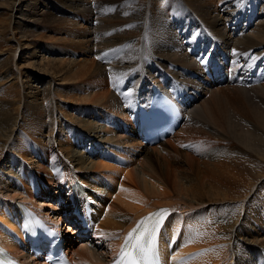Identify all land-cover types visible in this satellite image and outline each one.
<instances>
[{"label":"bare ground","instance_id":"bare-ground-1","mask_svg":"<svg viewBox=\"0 0 264 264\" xmlns=\"http://www.w3.org/2000/svg\"><path fill=\"white\" fill-rule=\"evenodd\" d=\"M55 1L65 7H74L78 13L87 14L89 19L90 15L95 14L93 37H98L100 33L112 36L107 41L97 43L101 50L95 53V56L99 57V62L92 74L93 79L100 83L108 80L109 88L105 86L107 83L104 84L106 90L103 89V94L95 95L93 98V101H98V104H95L101 107L97 112H93L102 117L101 122L105 123L107 119L116 120L118 125L115 130L118 132L128 133L131 129L135 136L139 135V107L149 108L153 97L152 87L156 84L164 94L159 100L160 106L164 105L170 109L174 113L178 127L181 125L168 140H175L185 148L190 147L194 154L199 150L198 140H206V145L211 143L208 142L211 141L210 139L218 140L219 145L210 144L214 149L211 150L212 153H204L203 157L238 166L246 175L247 187L241 189L239 193L232 186L211 181L209 185L201 183L195 187L192 192L194 199L187 201L180 195H169L156 187L157 185L149 184L144 176H137L135 180L131 171L120 168L125 167L126 160L123 152L120 149L118 152L114 145L115 138L119 137L115 130L105 139L110 143L109 146L106 145V148L103 147L100 151L97 149L96 141L102 139L101 131L105 133L111 130L103 127L102 130H98L97 127H90L82 123L83 121H78L75 125L85 131L79 130L78 127L75 128L76 131H71L75 141L84 144L87 133V143L93 148L91 153L101 154L103 162L96 163L91 160L93 162L90 163L91 168L86 167L87 161L90 160V156H87L89 154L84 155L82 151L70 148L68 144L65 153L71 166L78 171L84 169L93 172L98 170L115 172V168L124 169V176H121L123 179L126 177L148 197H158V200L149 201L143 194L128 189L125 184L119 181L115 184L109 177L98 174L88 182H81L76 178L78 172H74L73 167L61 163L59 167L61 169L57 172L59 181L61 180L57 184L60 191L54 185L56 182L50 177L47 181L39 178L36 173L29 176L32 190L26 194V199L20 202L36 212L34 220L42 222L46 228L50 227L49 224L51 227L56 225L59 228L57 222L74 221L75 217L72 214L74 207L81 209L84 203L91 202L90 219L94 223L92 238L101 241L99 246H96L95 242L93 244L89 238H84L85 236L79 239L74 232L71 234L72 242L68 245L75 264H108L120 253L123 240L139 220L157 213L162 208H167L168 216L159 230V252L165 264H229V259L233 264H255L253 255L256 256V253L257 264H264L262 248L257 252L258 249L255 250L250 243L239 246L237 241L232 239V235L235 232L240 233L243 230L241 226L248 221L254 223L256 228L259 226L257 218L260 215L256 210L258 207L256 191L259 184L264 183L261 181L264 173V8L261 10L258 6L261 4L264 7V0H226L225 2L223 0L220 6L213 0ZM221 8L224 9L222 12ZM257 9H260V16L256 15ZM54 10L56 11V8ZM0 12L6 18L3 22L7 23L0 24V32L3 33L4 39L8 40L13 38L15 32H18L22 39L34 38V35L21 25V20L16 17L17 14L24 20L33 19L35 22L47 24L55 23L59 19V12L47 14L43 11L42 4L34 0L29 2L0 0ZM223 12L227 13L225 20ZM253 19H256L261 26H254L251 31L250 24ZM20 44L21 42H18V45ZM193 45H198V48L191 50ZM22 47L23 44L18 51ZM18 51H14L13 55L16 56ZM162 61L166 65L160 64ZM46 62V65H42L44 69L40 68L39 73L54 77L62 75V71L59 70L60 65L56 66L55 61V63ZM35 65L31 63L33 67ZM6 66L5 63L4 67ZM12 67L16 68L8 75H12V71H15L18 80L20 77L16 73L18 67L13 61ZM227 67L234 71L228 74ZM225 70L226 75H223ZM151 76L154 78L151 79ZM147 81H150L148 93L144 94V83ZM221 81L225 82V87H219ZM29 87L32 88L26 83L23 84L22 89L25 91ZM204 90H209L207 94H210L214 104H210L209 98L205 100L197 95L199 93L202 95L201 91ZM230 92L238 94L236 95L238 97L233 98ZM51 94L49 92L47 94L49 100H52ZM24 97L26 117L51 113L50 108L45 110L42 105H35L38 100L36 89H30ZM239 101L241 105L238 104ZM154 102L156 107L157 99ZM20 111L21 109L18 113ZM130 114H134L132 121L129 118ZM2 116L0 115V141H4L1 147L4 150L11 140L19 116L14 118L9 113L4 114V118H1ZM129 141L133 139H127V142ZM165 143L160 144L155 150L163 149ZM179 150L181 151V148ZM2 154L0 152V160L3 158ZM181 154L183 157V153ZM86 176L92 178L93 175H82V177ZM6 182V179L0 182V242L15 259H22V255L28 252L27 241L19 225L21 217L16 206L18 200L11 201L12 198H17L14 197L17 195L6 196L8 198L3 199V195L11 193L13 188L10 182ZM75 182L84 189L82 196L71 191ZM53 186L56 188L52 189ZM14 187L21 189L18 183L14 184ZM244 189H246L245 193H243ZM91 190L112 197L118 207L115 210L105 207L100 214L99 210L104 203L103 197L100 196L99 200H95L94 196L98 193ZM67 192L69 195L61 198ZM71 193L74 195L70 196ZM53 194L55 198L59 197L56 207L53 205L56 211L44 212L43 207L38 205L45 203L41 201L42 203L39 204L38 197H52ZM29 197L36 204V208L32 205V201H28ZM249 197L254 199L251 201L246 199ZM207 206L215 211L212 212L214 217L209 219H205L207 213L202 210ZM55 213L60 215H54ZM245 214H249L247 219L243 218ZM77 240L80 244L78 249L75 247L77 244L73 246ZM103 243L110 248L111 260L105 257L108 252L107 254L99 252L102 251L100 247L104 246ZM254 245L264 247L263 229L259 230ZM32 259H34L33 254L31 258L27 256L24 261H33Z\"/></svg>","mask_w":264,"mask_h":264},{"label":"rangeland","instance_id":"rangeland-1","mask_svg":"<svg viewBox=\"0 0 264 264\" xmlns=\"http://www.w3.org/2000/svg\"><path fill=\"white\" fill-rule=\"evenodd\" d=\"M25 1L29 2V0ZM38 1L42 4L43 11L45 13L56 14L59 12V19H57L55 23H39L35 22L33 19L24 20L17 14L16 17L21 20V25L24 28H27V30L34 35V38L22 39L21 35L18 32H15L14 36H12L13 38L8 40L4 39L2 36L3 33L0 32V115L4 116V114L9 113L13 115L14 118L19 116L17 124L14 126V132L10 138L11 140L4 150L1 148L4 141H0V152L3 153V158L0 160V182L6 179V183L10 182L13 186L11 189L12 192L7 195H3V199H7L8 197L6 196L17 195L14 196L17 198H12L11 201L26 199V194H29L30 190H32L29 184V176L34 173H36L39 178H43L47 181H49L48 177L52 178L56 182L54 185L58 188V191H60V187L57 185L61 181H59L60 178L57 175L58 170L61 169L59 168L60 164L64 163L66 165H72L68 159L67 153H65L68 149V144L70 148H76L78 151H82L84 155L89 154L87 156H90V160L87 161L88 165L86 167L91 168L92 164L90 165V163L93 162H103L101 160V154L98 155V153H91L93 148H91V146L87 143V133L84 137L86 139L84 144H79L77 140L75 141V136H72L71 134V131H76L75 128L78 127L75 123L77 124L78 121H83L82 123H86L90 127H97L98 130H102L101 127L111 130L105 133L104 131H101L100 136L102 139L100 138L99 141H96V143L98 142L97 149L99 150L103 147L106 148V145L109 146L110 143H108L105 139L106 137L108 138L111 136V132L117 129L116 126L118 125L116 120L109 121V119H107V122H101L102 117L93 113L94 111L97 112L98 109H101V107L97 106L98 101H93L94 96L100 94L102 95L103 89L106 87L109 88L107 83L108 80L100 83L92 77L94 68H96V65L99 62V57L95 56V53L101 50V48L97 46V43L100 41H107L112 38V36L110 34L101 35L100 33L98 37H93L92 28L95 27V14L90 15L91 17L89 19L87 14L78 13L74 7L71 8L59 5L55 0H34L36 3ZM213 1L215 4L219 3L218 5L220 6L223 0ZM225 1L226 0H224V2ZM54 8H56V11ZM258 8L262 10L264 7L260 4ZM260 9H257L256 11L257 16L261 15L259 11ZM223 10L224 9L221 8V12ZM66 13L68 14L63 16ZM222 15L224 20L227 19L226 12H223ZM5 19L4 14H1L0 12V24ZM244 22L245 21H243V23ZM257 23L258 21H256V19L251 21V31H253V28L256 26H261V24ZM18 42L23 44V47L19 51L18 49L21 44L18 45ZM197 48L198 45H193L191 50H195ZM14 51H18L16 56L13 55ZM12 61L15 62L18 67V71L16 70V73L20 75L18 80L15 77V71H12V75H8L12 69L15 70L16 68L12 67ZM46 61H55L56 63H54L56 66L60 65L59 70L62 71V75L60 77L58 75L57 77H54L52 75L39 73L38 71L40 68L41 70L44 69L42 65L44 66L47 64ZM5 63L7 64L6 67H4ZM31 63H35V67L31 66ZM160 64H165V62L162 61ZM8 66L11 67L8 68ZM64 69L66 70L64 71ZM226 70L228 74H231V72L234 71L231 70L230 67H227ZM226 70L223 75H226ZM137 75L139 76L138 71ZM151 77V79L154 78L153 76ZM66 80L67 82H64ZM94 80L98 84H96ZM211 81L213 80L211 79ZM26 83L31 85L32 88L29 87L24 91L22 86ZM149 83L150 81L144 83V94L148 93L147 90ZM221 83L222 84L219 87H225V82L221 81ZM104 84H106L105 88ZM30 89H36L38 100L35 105H42L41 107H44L45 110L50 108V114L45 113L44 115L37 114L34 117H26L24 113V95H26ZM208 91H201L202 95L200 93L197 95L205 100L209 98L208 100H210L211 104L212 100L210 99V94H207ZM48 92L50 94L52 93V100L48 99ZM230 93L232 94V92ZM236 95L238 94L233 93V98L236 99L238 97ZM84 97L89 101H86ZM212 104H214V102ZM238 104L241 105V102L239 101ZM19 109H21V111L18 113ZM3 116L1 118H4ZM133 116L134 114L129 115L131 121ZM128 126L130 128V125ZM68 127L71 129L69 130ZM79 130L84 129L79 128ZM129 130L130 131H128V133L118 132L115 130L114 132H117L116 134L120 138H115L118 141L114 140V145L118 152L120 149V151L125 155V167L120 168L131 171L135 180V177L137 176H144L149 184H155V186L157 185L156 187L164 190V192L169 195H180L182 199H186L187 201L194 199V194L192 192L195 190V187L199 186L201 183L209 185L211 181H214L226 184L234 187V190L239 193L241 192V189L247 187L246 175L238 166L229 165L225 162H218L203 157L204 153L214 150L212 149L213 146L210 144H217L218 140L214 141V139H210L211 141L208 142L211 143H208V145H206V140H198L200 144L198 145L199 150L197 153L199 154H194V152L190 150V147L185 148L184 145H179V142L175 140H168L172 136L167 137L164 141L159 143L146 145L139 133V135L135 136L132 130ZM127 139H133V141L127 142ZM164 143L165 147H163V149L160 148L155 150L160 144ZM217 145H219V143ZM193 146L196 145L193 144ZM180 148L181 151L179 150ZM97 152L99 151L97 150ZM181 153H183V157L181 156ZM90 154H92V156ZM73 169L74 172H78L76 178L81 182H88L91 179H94L98 174L109 177L111 181L115 182V184L117 181L125 184L129 187L128 189L134 190L135 193L143 194L149 201L158 200V197H148L143 190H140L139 188L137 189V185L127 180L126 177L123 179L124 169L115 168V172H109V170H98L97 172H93V170L84 169L78 171L75 167H73ZM81 174L93 176L92 178L91 176L82 177ZM261 181H264V173L261 177ZM16 183L20 184L21 189L18 190V188L14 187V184ZM61 185L62 183L60 186ZM259 185L260 186H258V190L256 191L258 194V207L256 210H258L260 215V217L257 218V222H259L258 225H262V227L259 228L258 226L256 228L254 223L248 221L241 226L243 230H241L240 233L235 232L232 235V239L233 241H237V245L246 246L250 243L255 250L258 249L257 252H259L261 248L264 249V247L254 245L256 237L259 236V230L263 229L264 231V183ZM55 186H53L52 189H55ZM58 191H56V193ZM91 191L98 193L94 196L95 200H99L100 196L103 197L104 203L99 210L100 214L103 213V209H105V207L106 209L109 207L111 210H115L118 207L112 197H109L97 190ZM245 191L246 189H244L243 193H245ZM21 192H23V194H21ZM67 194L68 192L61 198H64ZM55 197V194H53L52 197H38L39 201L37 202L39 204L41 201L45 203L44 205H38V207H43L44 212L51 213V211L55 210L57 204L56 202L59 199V197ZM30 199L31 198L29 197L28 201L31 202L32 200ZM246 199H250L251 201L254 197ZM31 203L36 208V204L33 201ZM53 205H55V207ZM202 210H204L203 212L205 214L207 213L205 215V219L214 217V213L212 212L215 211L212 207L207 206ZM54 215H60V213H55ZM247 216H249V214L243 215V218L247 219ZM57 223L61 227V230L64 231L67 242L71 243L73 235H71L72 233L67 232L71 230L67 227V225L69 226L71 224L68 223V221L65 222V220L61 221V223ZM90 240H92L91 242L93 244L95 242L96 246H99V242H101L99 239L92 237ZM76 244L77 246H75ZM102 245H104L100 247L102 251L99 250V252H103L104 254H107L108 252L107 255H110V248L104 243ZM73 246L77 249L80 248L78 240ZM107 255H105V257L111 260L112 256L110 255L109 257ZM253 259V263L257 264V253L256 256L253 255ZM228 263H231L230 259L228 260Z\"/></svg>","mask_w":264,"mask_h":264},{"label":"snow or ice","instance_id":"snow-or-ice-1","mask_svg":"<svg viewBox=\"0 0 264 264\" xmlns=\"http://www.w3.org/2000/svg\"><path fill=\"white\" fill-rule=\"evenodd\" d=\"M151 218V216L144 218V220L139 222L137 228L128 234V237L126 238L127 246L121 252L119 264H141V261L146 258L147 249L141 241L144 239L147 232L145 225ZM158 222L159 221H157V223ZM142 227H144V231H140Z\"/></svg>","mask_w":264,"mask_h":264}]
</instances>
